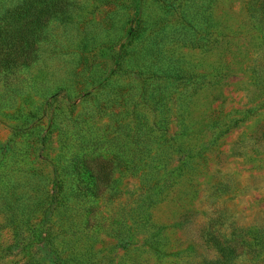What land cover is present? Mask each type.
Here are the masks:
<instances>
[{"label":"rangeland","instance_id":"1","mask_svg":"<svg viewBox=\"0 0 264 264\" xmlns=\"http://www.w3.org/2000/svg\"><path fill=\"white\" fill-rule=\"evenodd\" d=\"M66 7L0 76V264H264V0ZM85 142L118 166L82 200Z\"/></svg>","mask_w":264,"mask_h":264},{"label":"trees","instance_id":"2","mask_svg":"<svg viewBox=\"0 0 264 264\" xmlns=\"http://www.w3.org/2000/svg\"><path fill=\"white\" fill-rule=\"evenodd\" d=\"M68 2L69 0H15L4 7L0 13V76L13 75L36 61L39 44L47 36V25L52 20H63V10L67 8ZM80 147L81 151H68L63 157V171L72 186L70 197L95 199L104 194L107 186L114 182L112 178L118 164L114 156L107 158L101 152L90 150L88 142ZM2 159H6L3 153ZM7 170L8 173L13 171V164L10 163ZM41 210L46 218L47 208L43 207ZM22 216L24 223H27L28 218L25 220V214ZM234 244L225 238L217 243V248L221 254H225L232 252Z\"/></svg>","mask_w":264,"mask_h":264}]
</instances>
